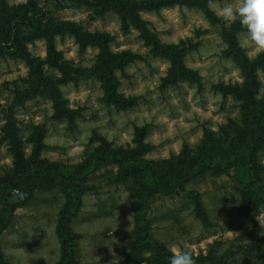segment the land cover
I'll return each mask as SVG.
<instances>
[{
	"label": "rangeland",
	"instance_id": "1",
	"mask_svg": "<svg viewBox=\"0 0 264 264\" xmlns=\"http://www.w3.org/2000/svg\"><path fill=\"white\" fill-rule=\"evenodd\" d=\"M6 2L8 7L17 6L13 0ZM33 2L40 8L41 23L74 21L84 31L111 37L109 47L113 53L133 54L134 59L124 70L116 71L120 82L118 91L141 98L126 111L107 106L102 99L101 80L91 73L99 49L94 45L81 49L72 34H56L54 44L60 52V60L66 67L80 69L75 74V82L60 85L69 108H83L77 126L68 129L64 120L52 118L49 99L37 95L23 104L13 101L14 90L26 86L29 63L37 66L43 75L63 77L48 61L46 40L30 36L25 42L26 55L14 56L9 45L1 46L0 218L7 220L8 225L1 230L0 249L9 264H56L60 256L56 228L64 195L59 184L52 189H35L25 203L8 208L12 190L19 189L16 184L22 181L21 169L29 164L27 161L33 153L29 140L33 126L44 124L46 128L42 139L45 146L39 151V157L73 169L96 150L98 141L93 136L103 137L113 145H133L135 127L147 124L144 140L154 148L144 157L164 159L170 153L178 154L183 143L199 144L205 130H211L217 140L226 145L243 122L240 103L231 95L223 98L214 88L218 83L241 84L243 81L239 68L224 53L225 22L219 16L220 9L233 0L208 3L218 19L217 24H211L198 8L186 5L139 13L161 42L185 41V63L196 70L201 79V89L194 83L182 82L163 91L158 85L169 62L154 56L131 25L124 29L112 9L92 19L90 14L94 9L87 3L64 7L56 0ZM24 30L29 32L31 28ZM25 34L29 37L27 32ZM236 39L251 59L256 50L244 46L247 37L243 28H237ZM260 54L251 60L257 61ZM257 77L259 90L255 97L264 112V68L257 69ZM9 117L17 129L25 157L18 163L13 160L5 130ZM256 164L261 177L256 187L264 191V142L256 150ZM28 168L32 171L31 166ZM116 173V166L107 165L91 173L84 182L90 189L82 195L80 209L72 216L70 224L71 230L79 235L74 254L76 264H115L130 253L134 240V201L126 182L113 181ZM251 179L245 167L237 163L218 173L206 172L177 194L153 196L146 214L150 239L164 243L171 251L188 249L196 255L206 254L212 247L217 254L223 252L224 257L232 261L253 257L263 248L259 247L258 240L264 233V204L253 212V223L240 211L246 202L241 189L247 184H256H251ZM195 195L202 203L199 211L193 203Z\"/></svg>",
	"mask_w": 264,
	"mask_h": 264
},
{
	"label": "trees",
	"instance_id": "2",
	"mask_svg": "<svg viewBox=\"0 0 264 264\" xmlns=\"http://www.w3.org/2000/svg\"><path fill=\"white\" fill-rule=\"evenodd\" d=\"M56 1L64 7H76L87 3L94 9L90 14L92 19L112 9L119 17L124 29H128L129 25L136 29L139 37L150 47L153 55L169 62L165 74L160 77L159 90L176 87L182 82L194 83L197 89L202 88L197 71L185 63L187 51L185 41L180 40L178 44L161 42L155 31L150 28L147 21L140 17L139 13L143 10L159 11L174 5H186L198 8L211 24H217V17L208 7V3L213 0ZM39 11L40 8L35 7L33 0H27L26 5L14 7H8L6 0H0V48L3 45H9L8 48H11L12 55H26L25 42L30 39V36H32L31 39L44 38L47 43L48 61L63 73V77L43 75L37 66L29 63L26 86L22 89H15L13 92L15 103L23 104L37 95L43 96L52 102L53 119L64 120L68 129L77 126V120L83 108H69L60 85L70 81L75 82L77 80L75 74L80 69L66 67L60 60V52L56 50L54 44V35L69 33L75 37L81 49L87 45H94L99 49L91 73L101 80L102 99L107 106H112L116 111H126L137 105L141 96L125 95L119 92L120 82L116 76V71H123L134 59L133 54L125 51L113 53L109 47L111 37L101 32L84 31L74 21L60 20L43 24L40 22ZM28 27L31 28L29 32L24 30ZM237 28H242L239 21L231 28L223 27L222 37L226 42L224 53L239 68L243 81L241 84L218 83L214 85L223 98L231 95L240 103L242 126L235 131L226 145L220 143L211 130H205L199 144L189 146L183 143L178 154L170 153V156L164 159L145 158L144 155L154 148L144 140L148 132V125L145 124L135 127L133 145H113L103 137L93 136L98 141L96 150L72 169V167L54 162L48 163L39 157V151L45 146L42 139L46 128L44 124L33 126L29 139L33 153L27 161L29 164L21 169L22 181L16 184L19 190L27 193V196L23 200L17 199L15 202H9L8 208L13 209L25 203L32 197L35 189H52L60 185L64 202L56 228L60 244V256L56 264L77 263L74 254L79 235L70 228L72 216L80 209L82 195L90 189V186L84 184L88 176L107 165L117 167L113 181L126 182L130 197L134 201V240L130 253L115 264H168L172 251L164 243L151 240L149 237V220L146 215L149 202L153 196L158 194H177L179 190H184L191 181L206 172L218 173L237 163L245 167L252 178L250 183L256 182V184L254 186L247 184L241 189L246 202L240 211L247 215L252 223L254 222L253 212L258 206L264 204V191L256 187L257 181L261 180L256 164V150L264 142V112L259 108V101L255 97L259 90L257 69L264 68V53L260 54L257 61L249 59L237 42ZM25 32L29 34V37ZM11 119L6 122L5 130L13 160L18 163L25 157L17 129ZM29 166L32 167V171L29 170ZM192 199L198 211L201 210L202 203L199 197L195 195ZM6 225H8L7 220L0 218V233ZM258 242L259 247L263 248L259 249L253 257L245 256L239 261L225 258L223 252L217 254L215 248L212 247L206 254L199 253L193 256L196 264H264V233ZM0 264H9L1 249Z\"/></svg>",
	"mask_w": 264,
	"mask_h": 264
},
{
	"label": "clouds",
	"instance_id": "3",
	"mask_svg": "<svg viewBox=\"0 0 264 264\" xmlns=\"http://www.w3.org/2000/svg\"><path fill=\"white\" fill-rule=\"evenodd\" d=\"M13 2L18 6L26 4L27 0H13ZM219 16L225 22L226 28H231L239 21L246 32L247 39L244 46L256 50L251 59L264 53V0H233L220 9ZM26 196L27 193L13 189L9 202L23 200ZM168 264H196V259L190 250L175 248L172 249Z\"/></svg>",
	"mask_w": 264,
	"mask_h": 264
}]
</instances>
